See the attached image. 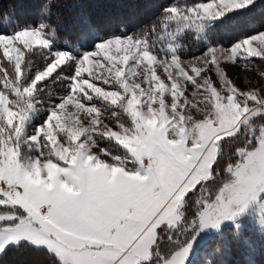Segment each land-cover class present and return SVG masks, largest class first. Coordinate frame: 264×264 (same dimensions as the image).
<instances>
[{"label": "snow or ice", "instance_id": "6c2138e0", "mask_svg": "<svg viewBox=\"0 0 264 264\" xmlns=\"http://www.w3.org/2000/svg\"><path fill=\"white\" fill-rule=\"evenodd\" d=\"M256 3L167 0L132 31L82 17L61 39L49 0L0 31V258L214 264L213 239L264 240V86L227 72L264 61V28L226 44L218 26Z\"/></svg>", "mask_w": 264, "mask_h": 264}, {"label": "trees", "instance_id": "16d2710c", "mask_svg": "<svg viewBox=\"0 0 264 264\" xmlns=\"http://www.w3.org/2000/svg\"><path fill=\"white\" fill-rule=\"evenodd\" d=\"M48 2L49 0H0V31H12L17 26V21L23 23L36 19L41 11L37 5L43 6ZM166 2L167 0H62L64 6L59 12L55 7H52L50 12L53 19L59 14L68 26V31L60 34V38L64 39L74 38V33L79 32L82 17L89 18L94 24L105 29L126 26L128 31H132L149 22L158 14L159 7ZM73 4H80L82 7L74 9ZM4 15L11 17V22L5 24ZM218 26L221 38L226 44L241 35L264 28V0H258L251 10L219 22ZM199 53L197 45L189 46V56ZM247 235L251 238L254 248L249 249L228 235L224 239V249L212 257L214 264H264V240L255 232H247ZM218 240L213 239L208 245H215ZM0 264H50V258L44 253L18 250L0 258Z\"/></svg>", "mask_w": 264, "mask_h": 264}, {"label": "rangeland", "instance_id": "374dc122", "mask_svg": "<svg viewBox=\"0 0 264 264\" xmlns=\"http://www.w3.org/2000/svg\"><path fill=\"white\" fill-rule=\"evenodd\" d=\"M199 54H196V55H199ZM253 65H254L253 69H245L242 65H239V64L235 66H230L227 69V72L230 78H232L241 88H248V87H253V86H264V77H261L259 75L260 71H264V61H261L259 59H254ZM162 73H163L162 69H157V74L161 75V78L163 79L164 76L162 75ZM105 122L112 123L111 121L107 120V118H105ZM93 150L95 151V149ZM248 232L251 233L254 231L249 229ZM224 242L225 240H218V243H216L215 245L213 244L211 245L212 247L208 245L207 246L208 250L211 251V249L215 248L217 244H219L221 246V250H223L225 247ZM249 249L251 248L249 247ZM197 259H200V258L198 257Z\"/></svg>", "mask_w": 264, "mask_h": 264}]
</instances>
